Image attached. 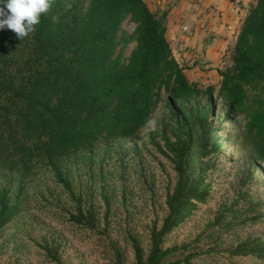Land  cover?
<instances>
[{
  "label": "trees",
  "instance_id": "trees-1",
  "mask_svg": "<svg viewBox=\"0 0 264 264\" xmlns=\"http://www.w3.org/2000/svg\"><path fill=\"white\" fill-rule=\"evenodd\" d=\"M254 2L235 42L233 64L218 71L219 86L189 81L167 39L168 13L152 11L145 0H52L22 40L11 30L0 31V172L17 177L15 188L12 181L0 184V230L19 217L38 162L74 194L65 159L79 162L103 142L138 137L163 105L166 116L150 133L148 148L175 174L174 185L166 188L167 214L161 224L153 223L146 247L131 232L126 242L132 264H193L200 249L191 243L172 245L169 239L208 205L218 170L213 157L226 139L249 144L250 180L245 181L251 184L258 177L259 186L264 184V177L255 175L264 171V0ZM128 19L136 25L129 37L120 35ZM131 42L135 48L124 60L117 50ZM108 155L100 156L107 165L112 161ZM103 198L102 220H108L111 205ZM260 205L227 210L216 225L245 231L233 254L264 264ZM68 221L94 231L101 217L79 195ZM201 239L198 235L197 242ZM45 250L58 262L55 250ZM115 253V264H127L121 248Z\"/></svg>",
  "mask_w": 264,
  "mask_h": 264
},
{
  "label": "rangeland",
  "instance_id": "rangeland-1",
  "mask_svg": "<svg viewBox=\"0 0 264 264\" xmlns=\"http://www.w3.org/2000/svg\"><path fill=\"white\" fill-rule=\"evenodd\" d=\"M229 2L247 12L255 4L254 0ZM150 4L151 10L159 14L169 15L170 11L177 10L168 17L167 39L189 81L197 80L202 87L216 83L218 71L233 64V48L242 22L228 28L226 35H214L202 25L209 22L210 15L222 16L224 12L210 0H153ZM198 26L202 29L197 30ZM135 28L128 19L120 35L132 36ZM226 30L227 27L223 29L224 34ZM209 43L226 47L221 52L210 50L204 45ZM134 48L135 43L131 42L120 46L117 54L127 60ZM223 113L219 109L221 119ZM165 116L161 105L138 137L103 142L94 148L93 155L83 153L79 162L65 159L74 194L59 186L47 165L38 162L35 173L27 180L19 217L0 230V264H115L117 247L127 255V264H132L133 254L126 242L128 233H133L145 247L148 245L153 223L161 224L167 214L166 188L175 182L169 163L148 148L150 133ZM239 141L231 144L226 139L225 147L213 157L218 170L211 179L213 189L208 205L194 213L193 222H185L170 236L172 245L191 243L200 249V256L193 264H258L250 257L233 254L247 237L245 231H226L216 225L227 210L243 211L250 203L257 206L261 203L264 208V184L259 186L258 177L251 184L245 181L250 180L248 169L252 155L248 152L251 148L248 143L243 144L244 139ZM103 155L112 160L109 165L100 159ZM263 172L260 169L255 175L264 177ZM11 181L15 188L17 177L0 172V184L8 185ZM79 195H83L85 202H91L100 214L101 223L94 231L68 221L69 213L75 212ZM103 196L111 205L108 220H102L107 209ZM231 216L229 213L222 227L227 226ZM198 235H202V241L197 242ZM46 247L57 252L58 262L52 261Z\"/></svg>",
  "mask_w": 264,
  "mask_h": 264
},
{
  "label": "clouds",
  "instance_id": "clouds-1",
  "mask_svg": "<svg viewBox=\"0 0 264 264\" xmlns=\"http://www.w3.org/2000/svg\"><path fill=\"white\" fill-rule=\"evenodd\" d=\"M51 3L52 0H0V31L11 30L22 40L34 31ZM52 20L55 23L57 17Z\"/></svg>",
  "mask_w": 264,
  "mask_h": 264
},
{
  "label": "crops",
  "instance_id": "crops-1",
  "mask_svg": "<svg viewBox=\"0 0 264 264\" xmlns=\"http://www.w3.org/2000/svg\"><path fill=\"white\" fill-rule=\"evenodd\" d=\"M146 3L148 4V6L150 7L151 6V1L153 0H145ZM161 1H165V0H161ZM211 3L217 7H221V10L222 12H224V14L222 13V16H209L208 20L209 22H205V25H202L203 27L207 26V28L209 29L208 32H213L214 35H219V34H222V35H226V33H228V28L230 27H233L236 23H238L240 21V23L244 21L246 15H247V11H244V10H240V9H237L236 7L232 6L231 3L229 2V0H210ZM242 6L245 7V4H242ZM151 9V7H150ZM176 9H174L173 11H170L171 13H176ZM170 12H169V19H170ZM168 23H169V20H168ZM241 23V24H242ZM242 26V25H241ZM227 27V30L225 32V34L223 33V29ZM202 28L201 27H197V30H201ZM241 29V27L239 28V30ZM203 31V30H202ZM216 33V34H215ZM230 35V34H229ZM206 46V48L210 49V50H219L220 52L223 51L224 48H221L218 45H216L215 43H209L208 45L204 44ZM189 58V57H188ZM218 67V66H217ZM221 69V68H220ZM215 78L217 80L216 83L214 84H210V85H214V86H219L220 84V76L219 74L217 73V75H215ZM192 82H197V80H192ZM198 83V82H197ZM209 86V85H207ZM202 87V86H201ZM206 87V86H205Z\"/></svg>",
  "mask_w": 264,
  "mask_h": 264
}]
</instances>
